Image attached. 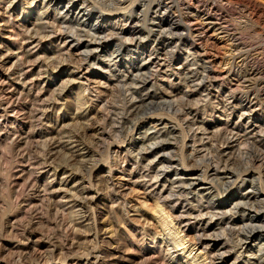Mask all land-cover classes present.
<instances>
[{
	"label": "rangeland",
	"instance_id": "374dc122",
	"mask_svg": "<svg viewBox=\"0 0 264 264\" xmlns=\"http://www.w3.org/2000/svg\"><path fill=\"white\" fill-rule=\"evenodd\" d=\"M122 1H125V0H88L89 4L94 5L98 9L97 14L99 11V13H102L103 16L106 18L112 17L117 13H122V12L124 13L125 9H126L125 13H128L130 9L134 8L133 9L134 13L132 15L134 16L135 14L134 16L135 20L131 25L135 24V29L130 30L131 32L126 31V33H121V34L118 33L119 32L118 29L116 30L108 29L109 31L102 29L100 30V33H95L94 38H97L100 40L102 39L101 40L102 49L99 50L100 51L99 53L102 56L100 58V63L92 67L85 74H80L78 76H75V78H73L75 80L73 81L67 78L68 77L67 74L71 70L75 69L74 67H77L80 64L86 62V61L85 62L83 61V56L81 55L83 53L80 51H77L76 49L72 50L70 53H67L66 51H62L59 47H57L56 44L50 45L48 43V40H50V36L52 35L54 36L55 31L61 30V32H65L67 34H73L72 31L69 30L71 28L70 27L68 28L69 26L68 24L62 25L59 22L57 23L58 24L57 25L54 22L52 23V19H50V23H49V20L45 19V15H43L44 16L43 17L41 15L40 10L36 8V6L33 3V0H23L22 3H19V5L13 11L14 17L16 19L18 18V20H20V22L23 25L25 24V26H27V30H26V27L20 26L19 25L20 23L19 24L17 23L16 27H12L10 24L3 26L2 23L0 22V26L2 25L0 27L1 28L0 29V39L5 43L4 44L6 46L5 50L7 48L9 49V50L7 49L8 54H15L17 52V48L19 46H22L21 45L23 43L22 36L24 34L25 35H30V34L36 35L37 38L39 39L41 38L40 39L41 44L38 47H35L32 44V45H29L28 48H31L32 51L37 54L36 56L38 58L40 56L41 61H43L46 64L47 67L46 66L44 67L46 69L43 68V70L40 71L41 74H43V77H45L46 75H48L49 77H52V74L54 76L50 79L51 81H48L49 83H45L44 78L38 79V82H39V86L43 88V93H44L43 95L45 96V98L49 99L52 102L54 101V103H56L58 107L55 109H51L49 111L45 109L41 111L40 113L44 112V115H45V116L43 115L44 117L42 116V118H44V120L42 121H39L37 119V122H36V120L33 121L28 117L24 118L23 111H22L23 113H20V115L18 116L19 122L18 124H16L17 126L23 123L25 124L27 129H30L31 132L34 131L32 132L34 133V136L30 137V139L28 140L29 143L26 146L31 151V156H28L27 157L28 159L26 158L23 161V162H26L24 163V165L27 164L26 167L30 169V166L28 163L38 161L37 163L38 164L40 163V165L38 166L36 165L37 168H36L35 175L42 178V170L40 171L42 166H41V161L39 162V160H41L40 157H43L44 154L48 151V148L46 146L44 138H41L40 135L42 134V132L44 133L50 130L51 131L58 130V128L50 125L47 122V120L56 121V119L57 120L61 119L63 120V123L60 125L62 127H65V131H61L58 135H55L56 136L55 140L58 143H57L56 149L53 151L54 156L52 157L50 161L51 165L53 163L52 167H55L57 169H68L70 172L73 171L74 173H77L81 176L84 174L85 176H87L90 167L92 168L95 165L96 167L94 168H100L101 170L100 172L101 176L99 177L98 182H96L97 186L95 187L93 186L91 190L93 192V195H92L93 197L90 198V201L86 204V208H77V207L73 208L71 203L68 201V198L66 199L63 198L64 196L67 197V196L73 195L78 190L81 191L80 189H82V185L81 183H76L77 181L75 177H72V176L69 177V179L71 178V180L67 184L60 186L61 190L59 189L58 194H55V193L51 194V190L44 189L47 186L48 188L51 187L49 185L51 181H52V184H55L56 186L60 183V181L63 178V172L61 171H59L58 175L55 178L54 177L52 178L51 175L48 176L47 174H45V172H43L44 173L43 179L41 180V182L39 181L36 184L37 187L35 186L33 190L30 191L31 193L25 192L24 198H28L29 200H34L35 203L39 204L38 205L39 210L41 209L40 212L33 213V217H34L33 221L35 222L34 228L36 229V232L40 230L39 231L40 233L38 232L34 233L33 237H31L29 240H25L29 244V246L32 245L31 246L32 248L33 247L35 248L36 245H39L40 247H43L42 250L44 249L46 250V255H47L46 258L48 257V261L46 263H40V264H72L71 262H69V260L72 261V259L76 258L75 257L76 253L73 250H69L68 248L66 249L63 248L62 250L63 256L61 255L60 257L66 258L65 253H67V255L71 253L70 256H67L68 263L67 261L56 259L57 257L54 258L53 255L49 256L50 252L47 250L52 249L53 244L61 246L63 245L64 242L67 243L68 238L72 236L70 234L72 232L71 228L73 227L74 224H75L74 229H77L76 231L80 234H85V233H88L89 231L94 232L95 229L93 228V226H91L90 224L88 225V221L85 222L83 221V218H82L83 215L90 214V213L92 214V217L97 218V220L99 221H103L106 218L109 222L108 226L112 228V230L110 231L112 233L110 234V232L106 233L102 231L103 228L102 226H100L99 229L101 233L100 235L101 240L97 243H91L90 246L88 245L85 247V245H81V248L79 249L80 251H78L79 253L81 252L80 254H86L87 252L88 253L91 252L92 258L94 257L96 258L97 255L95 254H97L98 252V254H100L98 258L99 261H95L96 262L95 264H98V263L99 264H137L138 263L139 264V262L141 263L142 261L145 260V257L149 255L152 256L153 254H155V253H152V251L149 252L148 250L149 247L153 245L152 237H146L144 240L138 241V239L142 237L141 233L137 232L140 234L136 237L137 239H133L132 235L130 236L131 233L135 232L141 226L142 227L144 226L145 228L149 227L150 228L149 230H151L154 227L152 226L154 225L153 223L151 222L149 223L147 220L144 219L146 218V215L148 216V213L154 209L153 207L154 199L152 197L151 198L149 197L147 199L144 198V196L148 195V193L144 186V182L142 181L141 178L133 179L134 181L135 180L137 181V185L130 184V182L126 181L127 177H125L124 179V177L122 176V173L120 172V169L122 166L125 165V163L122 160L119 163L120 166L116 164L113 165V162H112L113 158H111V156L109 155L110 152L108 150V146L109 147L111 145L112 147L118 146L120 144V141L125 136L129 135L130 128L133 125H136V123H139V122H143L144 119H146V117L148 118V117H151L152 115H153L152 117L154 118L156 117L159 118L161 115L160 118L164 117L163 118L164 120L167 119L166 121L168 122V129L170 130L167 129L166 131H164L166 133L163 132L161 134H158L157 138H155L156 135L152 134L153 133L152 130L151 132L149 130L147 131L148 134L151 135V138L153 137V139L150 140L149 144H154V146L150 152L148 153L142 152L143 153L141 154L142 156L137 155V154H135V156L134 154L131 155V158L134 159L135 162H138L136 165L139 168L137 167V169L145 174L148 173V169H150V171H152L151 172L152 176H154V174L160 167L163 171H165L169 175V183H170L169 185L170 187H172V189H175L173 190V194H176L175 197H180L183 200L185 199L186 203L191 204L192 207L194 208L197 207L198 209L199 205L208 204L206 194H208L209 191H207L206 193V191L196 190L198 186L195 189L194 185L193 186L191 185L192 181L180 180L175 183L173 182L177 180V178H175L176 177L175 172L177 169H183V167H186L189 169L197 165L195 160L196 159L198 160L199 156H196V159L190 158L189 156L190 154L188 153V151L183 149V144H185V140H186V143H188V145H190L189 143L194 144L196 149H198L199 151L200 149H204V150L206 149L205 151H208V153H210L208 156L209 157H211L212 155L215 156L216 164H218L221 167V169H219V172L217 174L210 175L211 173H209V175L204 176L203 179H207V180H203L205 181L204 183L207 184L206 186L207 187L213 186L220 192L224 190L226 191L228 190L231 193L237 190L239 191L238 187L242 184V181H245L244 191H241V192L246 193L247 196L251 198L246 205L242 204L239 206V208L234 209L233 212L231 211L232 213L229 212L227 214L222 215L223 217L220 216L222 220H219V218L211 219V223L214 225L215 230L212 231L213 232L212 237L209 238L208 240H212L213 238V239L226 241L228 239L229 245H227L228 248L226 247V249L232 250L235 248V246H237V244H239V241H240L238 239V237L240 236L239 233H242V232L245 233L244 232L245 229H243L245 225L243 226V224H246V222H247L246 225L249 226V229H251L250 227H252L253 225V229L255 227L261 228V231L264 232V228H263L264 227V203H263L264 201H260L261 199H257L258 200L257 201L256 198H253L255 190H257V192H260V193L263 192L262 194H264V184H263L264 183V166H262L263 168L261 167V169H259L258 168L259 165L256 164L257 157L260 155L262 157L264 156V110L262 108L263 104H261V103H264V94H263L264 93V86H263L264 85V77H263L264 72L261 71L262 72V73L260 72L261 74L259 75L257 74L259 76V79H258V76L254 77L253 75L252 77V74L250 73L252 72V67L257 66L256 64H258L259 66L264 64V42H263L264 41V17H261L260 21H257L258 24L256 23L255 19L250 20L249 15H247L246 17L247 20H246V18L243 17L242 14H237V12H235L236 11L235 9L237 8V6L239 7L242 5L235 4L234 2H233L234 4L233 5L232 2H230V0H206V1L205 0H183V2L182 0H179L180 2L179 4L181 5L180 9H182V6L190 7L189 10L187 9L178 10L176 14L180 13L185 23H188L187 26L189 28V31L191 32V33L189 32V35L191 34L193 38L195 37L194 38L195 42L197 44V47L200 50L201 57H198V56L196 57V59L198 58L197 62L199 63H196L195 65L194 63L195 58L193 56L192 57L190 56L189 57L190 59L188 58L189 60L188 62V60L186 61L180 60L181 56L184 57L183 54H173L178 49L177 45H180L178 47H181L182 46L181 44L185 43L186 41L187 34L184 29V26L170 27L168 25V20L166 19L164 20V22L161 21L162 25L159 23V21H156V25H160V27H154L153 31L149 32L148 27H149V24L152 23L153 21L152 19L154 16L153 11L156 9V6L160 3L159 0H137V2L135 1V3L131 2L133 0H130V2L128 3H122ZM126 4H128L127 6L130 9L127 8ZM211 7H214L213 9L217 15L221 13L224 14L225 16V19L223 20L224 22H221L224 26L228 27L229 29H232L234 32L236 31L235 32L236 38L233 41L230 39H228V41H226V39L225 40L223 39L221 41L220 39H218V37L212 36V33L203 29L202 25L200 24L201 15L209 11ZM188 11H189V14H188ZM196 12L199 13L198 16H196L197 14ZM136 13L137 15L139 14L138 17ZM29 29H31V31ZM115 31L116 32L118 31V32L116 33ZM237 31L239 33H237ZM76 34H75V38L80 42H86L87 40L90 39L89 36H86L87 33L85 34V32H80V33L76 32ZM156 37L157 38L159 37L158 41L156 40ZM236 39L238 41H236ZM26 42H28V40ZM26 42H24V45ZM232 42L234 43L239 42V44L243 42L242 52L240 53L234 52V54L236 53L235 55L233 54L234 56L232 54L227 53L226 49L229 47L228 45H230V43ZM116 44H117V47L115 48ZM253 45L254 46L258 45L259 48L255 51L250 48ZM151 46L156 48L154 50H156V54H158V56L162 58H164L165 56L169 57L168 59L169 61L167 60V62L169 63V67H164L160 71L158 70L159 72L155 71L157 70V68H154L153 69L154 71H148V70L143 69L142 71H139L140 72L139 73L136 70L137 67H135L137 63L136 59L138 60L140 59L139 56L142 55L141 49H143V54L145 51H147L146 53L148 54V51ZM174 49L176 51H174ZM119 52L121 55L119 54ZM169 52H172V53L169 54ZM95 53H98V52H95ZM65 54H67V56ZM86 54H93V53L87 52ZM108 56H111V57H108ZM231 56L234 58H232ZM238 57L240 58L238 59ZM242 57H244L243 58L244 61L242 60ZM34 58L35 57H33V59ZM108 58L110 60H108ZM111 58H113L114 60V61L112 60L113 62H115L118 58H121L119 61L120 68H119V71H117V75H118L117 77L114 76V73L112 74V73H109L110 71H108L109 69L108 63L111 64L112 62ZM202 58L208 62V65H210L211 70H207L208 72L207 71L204 72L205 63L203 62ZM14 59L15 58L11 56L9 59V62L7 63V66L0 67V74L6 71L5 70L6 67L8 69V66L12 63ZM128 62L130 64H134L135 70H132V69L125 70L126 68H124L123 65L124 63H128ZM185 62H188V63H185ZM226 63H230L233 66L232 67L233 71L231 74H225L221 72L223 65H225ZM125 65L128 66V64H125ZM30 69L32 70V67H30ZM16 70H18V67H16ZM44 71H48V74H44L43 73ZM38 72H39L38 67H36V70L32 71L34 76H37L36 73ZM7 76H9L8 71H7ZM54 78H56L57 81L56 79L54 80ZM202 78L204 79L202 80ZM251 78L253 80H250ZM121 80L126 83L122 82ZM242 80H245V81H242ZM63 81H66V82H63ZM13 83H16V82L15 80L12 79V77H10V79H7V86L11 87ZM61 86H64V87L62 88ZM9 87H7V93H8ZM61 92H62L61 94L62 97L59 98ZM97 95L102 96L101 100L98 101V99L96 98ZM81 96L89 97L90 102L87 103V106L91 104L95 106V109L100 110V112L98 113L99 116L98 114L95 115V119L86 120L85 118L81 117V115L78 114L75 104L77 102V99ZM246 96H250L251 98H253L254 96L255 98L254 100H256V102L258 101L256 105L251 107L252 114H256L257 112L263 115L261 118L262 119L261 121L260 119L257 120V118L259 117L258 115L253 116L255 121L251 120L252 124L253 125L256 124L257 126L256 130L253 133H248V132L246 133V131H244L245 126L247 125L249 121L248 118H245L243 121L239 122L240 124L236 125V122L238 120L237 115L234 113L232 116L227 115V113L228 114L231 113V109H230L231 106L233 105L239 106L236 100H238L239 98H241L240 100H245V98H247ZM39 103L40 102L38 101L37 104ZM94 103L96 104L94 105ZM103 103H105L104 106L103 107L100 106ZM243 104H246V102H244ZM259 106H261V108ZM224 107L226 108L227 112L225 111L223 113ZM35 108L40 109L38 105H36ZM256 108H260V109L256 110ZM27 109L30 110L31 106L28 105ZM10 116H12V119H13V115H10ZM94 120L98 124L100 123V125L104 123L103 125H101L106 130L104 132V135H102L103 133L101 132L92 133V136L83 135V131H82L83 127L89 126L88 124ZM250 128L248 129V131L252 130V127ZM7 130L8 129L6 128L3 131L2 130L0 131V137H1L0 139L1 140L0 141V237H1V241L7 245V253H9L11 252L12 249L13 250L16 249L15 248V246H17L16 243H18L21 238L19 236L17 237L14 236V234H9L8 231H7V234L2 232L1 225H3L6 222H7V225L14 222L13 220L15 219V214L20 209V205L16 206L17 202H16V198H14L16 194L12 193L8 189V182H9L8 180H9L10 173H15L16 175H18L20 172V169L22 168H16V166H19L20 163L16 162L14 157L9 156L11 152L7 149V145H6L7 143H5L6 141L3 140L5 139L4 133H6ZM233 134L244 137L245 138L244 141L246 139H249L248 143L244 142L242 145L237 144V142L229 143L230 142L229 139L232 137L230 135H233ZM71 135L73 137L78 135L79 138L77 137L75 139L79 140L78 141L79 145L81 147L84 146L83 148L88 147L89 150H81L78 152L71 151L72 148L70 147V144H69V141H70L69 139H71L70 138ZM194 135L195 137H193ZM201 139L203 141H201ZM226 141L228 145L226 144ZM221 144L222 146H220ZM69 147L71 148V150ZM88 153H90V155H87ZM151 153H153V155L150 156L149 154ZM8 159L10 161V164L8 162ZM11 159L14 160L13 162L15 165L13 164ZM27 160H28V163H27ZM147 161L148 162L153 161L152 162L153 165L151 166V163H148ZM11 164H13V166ZM129 164L131 168V163ZM148 164L149 166L147 167ZM180 164L183 166H181ZM226 164L228 167L226 168V171L224 169L225 172H223L222 171L223 167ZM109 165L111 166V168H114L112 169L113 170L112 174L114 175L113 179H115L117 176H120L121 178V180L116 178L115 182L121 181V183L123 184L126 183L127 186L134 187L135 189V192L133 193L131 191H129V193H127L128 191L126 192L123 191L124 194L122 193L123 194L122 198L130 202L127 210L121 209L122 205H117L116 203L111 202V199L108 198L107 192L110 191V186H109L110 181H108L107 179L108 177L107 171H108V168L110 167ZM144 167H145V170L143 169ZM204 167H206L205 164L203 165L202 168L204 169ZM140 168L143 169L144 171L140 170ZM195 168H197V166ZM139 171L138 173H140ZM138 180L140 181V183H138ZM203 181L201 180V182ZM6 182H7V188L5 185H3ZM186 183L189 184L188 187ZM185 186L187 188H185ZM18 188L20 189L19 186L18 187L16 186V188H14L15 191L18 192L19 191ZM260 189L262 190L260 191ZM141 191L143 192L141 193ZM174 191H176V193ZM60 197L63 200L59 199ZM42 198L44 199V201L41 200ZM56 200H59V201H56ZM56 202H58L57 204L59 205V213H60V214L58 213V216L60 218L59 225L58 223H56L55 217H54L55 209H57L56 207L57 204H55ZM21 204H23L22 207H24V203H21ZM42 205L44 208L41 207ZM188 207H191V206H188ZM139 208L141 209L140 211H139ZM50 209H52L54 212L53 213L50 212ZM21 211L22 212H21V215H19V219H23L24 217V213H23L24 210L22 209ZM108 217L110 220L108 219ZM46 218L47 219L49 218L50 220L49 219L47 220ZM62 218H66V220L68 221V223L66 222V225L63 227L61 225ZM247 218H250L251 221L250 219H247ZM28 220H29L28 218H24L23 220L24 222H21L20 224L24 225L25 221L27 223ZM48 221L49 222L53 221V223L52 222L49 223ZM42 223L49 224L50 227L45 224L43 225ZM36 225H38L39 228L38 226L36 228L35 227ZM40 225H43V226L40 227ZM68 226H71V227H68ZM19 229H22V226H19ZM115 229L116 231L113 232V230ZM64 230H67V233H65L66 231ZM48 231L51 234L48 233ZM47 233L49 234V236ZM44 234L46 235L47 238L45 237ZM240 238L242 239L243 236ZM132 240L135 241V242L133 241L135 248L132 247L135 250L131 251V247L125 246L124 244H126V242L127 244H130L129 241H132ZM26 242H22L20 244L25 245L24 243ZM93 244L95 245L93 246ZM141 245L146 246L147 248V249L145 248L146 250L144 252L138 249L139 247H141ZM93 250L95 251L93 252ZM253 253L254 254H252L251 259L252 261L256 262V259L258 258L257 256H259L260 252L255 251ZM7 258L9 259L10 257L7 256ZM25 263L26 264H30V263L38 264L37 261L32 262V260H28V259H26L23 262V264ZM7 264H11V263L7 262ZM238 264H247V262L246 260L245 261L239 260Z\"/></svg>",
	"mask_w": 264,
	"mask_h": 264
},
{
	"label": "bare ground",
	"instance_id": "6f19581e",
	"mask_svg": "<svg viewBox=\"0 0 264 264\" xmlns=\"http://www.w3.org/2000/svg\"><path fill=\"white\" fill-rule=\"evenodd\" d=\"M22 1L23 0H0V22L2 23L3 26L10 24L12 27H16L17 23L18 24L20 23L19 25L26 27V30H27V26H25V24L23 25L20 22V20H18V18L16 19L14 17V12H13L14 9L19 5V3H22ZM135 1L137 2V0H133L131 2L135 3ZM159 1H160V3L157 5L158 7L156 6V9L153 11V15H154L152 18L153 21H152V23L149 24L150 29L148 27L149 32L150 31L152 32L154 27H160V25H156V21H159V23L162 25L161 21L164 22V20H166V19L168 20V25L170 27H172V26L173 27L174 26H176V27L184 26V29H185L186 34H187L186 41H185V43L181 44L182 45L181 47H178L180 45H177L178 49H177V51L174 49V51H176V52H174L173 54H183L184 57L181 56L180 60H184V61L188 60V58L190 56L191 57L193 56L195 58L194 63L196 65V63H199V62H197L198 58L196 59V57L197 56L201 57L200 56L201 53H200V50L197 47V44L195 42V39H194L195 37L193 38V36H191V34L189 35L190 31H189V28L187 26L188 23H185L181 14L180 13L176 14V12L178 10H182V9L189 10L190 7L182 6V9H180L181 5L179 4L180 3L179 0H163V1L159 0ZM128 2H130V0L122 1V3H128ZM182 2H183V0H182ZM230 2H232V4H233V2L235 4H241L242 6H239V7L237 6V8L235 9L236 10L235 12H237V14H242V16L245 18L247 17V15H249L250 20L255 19L257 24H258L257 21H260L261 17H264V0H230ZM33 3L36 6V8L38 10H40L41 15L42 16L45 15V19L49 20V23H50V19H52V23L54 22L55 24H57L60 22V24H62V25L68 24L69 25L68 28L69 27L71 28L69 30H71L73 34H67L65 32H61V30L55 31L54 36L53 35L50 36V40H48V43L50 45L56 44L57 47H59L62 51H66L67 53H70L74 49L83 53L81 55L83 56V61L84 62L86 61V62L82 63V64L79 63L80 64L79 66L74 67L75 69L71 70L67 74V76H68L67 78L69 80H72V81L75 80V79H73V78H75V76H78L80 74H85L92 67H94L95 65L100 63V58L102 56L100 55L99 50L102 49V44H101L102 39L100 40V39L94 38L95 33H100V30H102V29L103 30H108V29L109 30H116V29H118L119 32L118 31L117 32L119 34H121V33H126V31L128 32L130 30L135 29V24L131 25L135 20V18H134L135 14H134V16L132 15L134 13V10H133L134 8L130 9L127 6L128 4H126L127 8L130 9V11L128 13H125V11H126V9H125L124 13L123 12L117 13L114 16L109 17L110 18L109 19V18L104 17L102 13H99V11L97 14L98 9L94 5L89 4L88 0H81V2H80V0H33ZM203 8H205V7H203ZM213 8L214 7H211L209 9V11H207V12L205 11L206 13L201 15L200 24L202 25L203 29L212 33V36L218 37V39H220L221 41L223 39L224 40L226 39V41H228V39L233 41L236 38V33H235L236 31L234 32L232 29H229L228 27L224 26L221 23V22H224L223 21L225 19L224 14H222L220 11L221 14L217 15ZM174 9H176V10H174ZM198 10H200V9H198ZM127 11H128V9H127ZM113 13H115V12H113ZM188 14H189V11H188ZM136 15H137V13H136ZM138 15H137V17H138ZM198 15H199V13L196 14V16H198ZM145 16H146V14H145ZM194 16H195V14H194ZM246 20H247V18H246ZM197 22H198V20H197ZM47 23H48V21H47ZM31 25H33V24H31ZM29 30L31 31V29H29ZM12 31H14V30H12ZM76 32H79V33L85 32V34L87 33L86 36H89L90 39L87 40L86 42H80L75 38ZM237 33H239V32L237 31ZM196 36H198V35H196ZM22 37H23L22 38L23 43L21 44L22 46H19L17 48V52L16 53L14 52L15 54H8V52H7L8 48L5 50V47H6L4 45L5 43L0 39V67L7 66V63L9 62V59L11 56L15 58L12 61V63L8 66V69L6 67V69H5L6 71L4 73L0 74V131L1 130L3 131L6 128L8 129L7 132L4 133L5 139H3V140L6 141L5 143H7L6 144L7 149L11 152L9 154V156L14 157L16 162L20 163V165L16 166V168H22V169H20V172L18 175H16L15 173H10L9 180H8L9 181L8 182V189L12 193L16 194V196L15 195H13V196H15L14 198H16V202H17L16 206L20 205V209L18 208L19 210L17 212L15 211L16 214H15V219L13 220L14 222L11 221L12 223L8 224V225L6 222L3 225H1L2 226V232L7 234V231H8L9 234H14V236H16V237L19 236L22 240L20 239V241L18 243H16L17 246H15V248H16L15 250H13L11 247V249L13 251L11 250V252L7 253V245L1 241V237H0V264H7V262L11 263V264H23V262L26 259L32 260V262L37 261L38 264L46 263L48 261V257L46 258V256H47L46 250L45 249L42 250L43 247L36 245L35 248L34 247L32 248L31 247L32 245L29 246V244L25 241V240H29L31 237H33L34 233H37V232L40 233L39 232L40 230H38L36 232V229L34 228L35 222L33 221V219H34L33 213H35V212L38 213V212H40L41 209L39 210V206H38L39 204L35 203L34 200H29L28 198H24V194H25V192L28 193V192L32 191L35 186L37 187L36 184L39 181L41 182V180L43 179V174H44L43 172H45V174H47L48 176L51 175L52 178L53 177L55 178L58 175L59 171L63 172V178L57 186L55 184H52V181H51L50 184L48 183L51 187L48 188V186H47L44 188L45 190H51V194H54V193L58 194L60 186L67 184L71 180V178L69 179V177H71V176L75 177V179L77 181L76 183H81L82 189L79 188L81 191L78 190L73 195L69 194L70 196H67V197L64 196L63 197L65 199L68 198V201L71 203L73 208H75V207L86 208V204L90 201V198L93 197L92 196L93 192L91 191L92 187L97 186L96 182H98V179L101 176L100 168H94V167H96V165L93 166L92 168L90 167L87 176H85V174L81 176L77 173H74L73 171L70 172L68 169H57L55 167H52L53 163L51 165L50 161H51L52 157L54 156L53 151L56 149L57 143H58L55 140V138H56L55 135H58L61 131H65V127H62L60 125L63 123V120H61V119H58V120L56 119V121L47 120V122L50 125L58 128V130H54V131L50 130V131L44 132V133L42 132V134L40 135L41 138H44V141H45L46 146L48 148V151L46 150L47 152L44 154L43 157H40L41 160H39V162L41 161V166H42L40 169V171L42 170V178L35 175L36 174V168L38 165H40V163L39 164L37 163L38 161L28 163V160H27V163L29 164L30 169H28V167H26L27 164L24 165V163H26V162H23V161L28 156H31V151L26 146L29 143L28 140L30 139V137L34 136V133H32L34 131L31 132L30 129H27V127L23 123H21L20 125L17 126L16 124H18V122H19L18 116L20 115V113L24 112V114H23L24 118L28 117L33 121L36 120V122H37V119L39 121H42V120H44V118H42V116L44 115V112L43 113H40V112L43 111L44 109L48 110V111L51 109H55L58 107V105L56 103H54V101L52 102L49 99L45 98V96L43 95L44 94L43 88H41L39 86V82H38V79L44 78L45 83H49L48 81H51L50 79L52 77H54L53 74H52V77H49L48 75L43 77V74H41L40 71L43 70V68L46 66V64L43 61H41L40 56L38 58L36 56L37 54L35 52H33L31 48H28V46L32 45V44L35 47H38L41 44V40H40L41 38L39 39L36 37V35H31V34L30 35L24 34ZM158 39H159V37L158 38L156 37L157 41H158ZM27 40H28V42H26ZM236 41H238V40L236 39ZM24 42H26L25 45H24ZM242 43H240V44H239V42L238 43L237 42L236 43H234V42L230 43V45H228L229 47L227 46L228 48L226 49V52L229 54H232V55L234 54V52H239V53L242 52V47H243ZM116 47H117V44L115 45V48ZM250 48L256 51L259 47H258V45H255V46L253 45ZM154 49H156V48L151 46L149 51H148V54L146 53L147 51H145L143 54V49H141L142 55L139 56L140 57L139 60L136 59L137 63L135 66V67H137L136 70L138 72L142 71L143 69L148 70V71H154L153 70L154 68H157V70H155V71H158V70L160 71L164 67H169V63L167 62L169 57L165 56L164 58H162V57L158 56V54H156V50H154ZM253 50H251V51H253ZM87 52H92L93 54H86ZM95 52H98V53H95ZM171 53L172 52H169V54H171ZM109 54H111V53H109ZM119 54H120V52H119ZM65 55L67 56V54H65ZM166 55H167V53H166ZM238 56H240V55H238ZM241 56H243V55H241ZM33 57H35L34 58L35 60L33 59ZM108 57H111V56H108ZM232 58H234V57H232ZM239 58L240 57H238V59ZM243 58L244 57H242V60H243ZM120 59L121 58H118L115 62H113L114 60H113V58H111V61L112 60L113 61L111 62V64L108 63L109 69L108 68L107 69H108V71H110L109 73H112V74L114 73V76H116V77L118 76L117 71H119V68H120V66H119ZM108 60H110V59L108 58ZM202 60L205 63L204 72L207 70H211L210 65H208V62L205 61L203 58H202ZM245 60H246V58H245ZM44 61H45V59H44ZM188 62H189V60H188ZM188 62H185V63H188ZM191 63H193V62H191ZM125 64H128V66ZM256 65L257 66L252 67V72H250L252 74V77H253V75L255 77V76H258L259 74H261L262 72H264V64L261 66H259L258 64H256ZM123 66H124V68H126L125 70H127V69L135 70L134 64H130L129 62L124 63ZM16 67H18V70H16ZM30 67H32V70L30 69ZM36 67H38L39 72L36 73L37 76H34L32 71L36 70ZM232 67H233L232 64L226 63L225 65H223L221 72H223L225 74H231L233 71ZM245 67H246V65H245ZM44 69H46V68H44ZM7 71H8L9 76H7ZM247 71H248V69H247ZM123 72H124V70H123ZM43 73L48 74V71H44ZM128 73H130V72H128ZM10 77H12V79L15 80V82H16V83H13L11 85V87L7 86V79H10ZM260 78H262V77H260ZM55 79L56 78H54V80ZM203 79L204 78H202V80ZM258 79H259V76H258ZM250 80H253V79L251 78ZM56 81H57V79H56ZM242 81H245V80H242ZM63 82H66V81H63ZM122 82H124V81H122ZM124 83H126V82H124ZM8 85H10V84H8ZM131 85H133V84H131ZM247 85H249V84H247ZM64 86H65V84H64ZM64 86H61V87L63 88ZM7 87H9L8 93H7ZM233 90H235V89H233ZM61 94H62V92L60 93L59 98L62 97ZM254 94H256V93H254ZM84 96L83 97L81 96L77 99V102L75 104L77 112L79 115H81V117L85 118L86 120L95 119V115H97L100 112V110L95 109V106H93L91 104H89L87 106V103L90 102L89 97L88 96L84 97ZM217 97H218V95H217ZM246 97L247 98H245V100H240L241 98L236 100V102L238 103L239 106H237V105L231 106L230 107L231 113H229V114L227 113V115L232 116L233 113L237 115L238 120L236 122V125L240 124L239 122L243 121L245 118H248L249 121H248L247 125L245 126L244 131H246V133L247 132L253 133L257 128L256 124L255 125L252 124V121L254 120L253 116L258 115L259 117L257 118V120L260 119V121H261L262 120L261 118L263 115H261L257 112H256V114H252L251 107L256 105L258 103V101L256 102V100H254L255 99L254 96H253V98H251L250 96H246ZM256 97H257V95H256ZM96 98L99 101V100H101L102 96L97 95ZM38 101L41 104L40 103L37 104ZM244 102H246V104H243ZM95 104L96 103H94V105ZM104 104L105 103H103L100 106L103 107ZM261 104H263L262 108L264 110V103H261ZM28 105L31 106L30 110L27 109ZM36 105H38L40 109H36L35 108ZM168 107H170V106H168ZM259 107L261 108V106H259ZM46 108H48V109H46ZM260 108H256V110L260 109ZM230 109H228V110H230ZM168 110H170V109H168ZM244 110H245V112H244ZM28 111H29V113H28ZM225 111H226V108L224 107L223 113ZM240 111H242V112H240ZM27 114H29V115H27ZM10 115H13V119H12V116H10ZM98 116H99V114H98ZM152 116L148 117V118L146 117V119H144L143 122H139V123H136V125H133L130 128L129 135L125 136L121 141L119 140L120 144L118 146H115V147H112V145L110 147L108 146V150L110 152L109 155L111 156V158H113L112 159L113 165L116 164V165L120 166L119 163L122 160L125 163V165L122 166L120 169V172L122 173V176L124 177V179H125V177H127L126 181L130 182V184L137 185V181L136 180L134 181L133 179H135V178L140 179L141 178L142 181L144 182V186H145L147 193L149 195V196L148 195L144 196V198L147 199L149 197L150 198L152 197L154 199V204H155V205L153 204L154 209L152 208L153 210H151L148 213V216L146 215V218H144L149 223L150 222L153 223L154 225H152V226H154V227L151 230H149L150 228L148 226H146L148 228H145L144 226L142 227L140 225L141 227H139L135 232L130 234V236L132 235L133 239H137L136 237L138 235H140L139 233H141L142 237L140 239H138V241H142L146 237H152L153 238V243H152L153 245H151L148 250H149V252L152 251V253H155V254H153L152 256L149 255V256L145 257V260L142 261L141 263L139 262V264H238L239 260H241V261L246 260L247 264H264V232L261 231V228L255 227L253 229V225H252V227H250L251 229H249V226L246 225L247 222H246V224H243V226L245 225L243 228V229H245V231H244L245 233H243V232L239 233L240 234V236L238 237V239L240 240L239 244H237V246H235V248L232 250L226 249L227 245H229L228 239L227 240L225 239L226 241L213 239V238H212V240H208L209 238L212 237V233H213L212 231L215 230L214 225L211 223V219L219 218V220H222V218L220 216L227 214L231 211L233 212L234 209L239 208V206L242 204L246 205L251 198L249 196H247L246 193L241 192V191H244L245 181H242V184L238 187L239 191L237 190V191H234L231 193L228 190L227 191L224 190V191L220 192L213 186H209V187L206 186L207 184L204 183L205 181H203V180H207V179H203L204 176L209 175V173H211L210 175H215L219 172V169H221V167L218 164H216V162H215L216 161L215 156L210 155L211 157H209L208 155L210 153H208V151H205L206 149L205 150L200 149V151H199L198 149H196L194 144L189 143L190 145H188V143H186V140H185V144H183V149L188 151V153L190 154L189 155L190 158L196 159V156H199L198 160L197 159L195 160V162L197 164V165H195V167L197 166V168L192 167V168L188 169L186 167H183V169H177L175 172V176H176L175 178H177V180L173 182V183H175V182L180 181V180L192 181L191 185L192 186L194 185L195 189L198 186V188L196 190L206 191V193H207V191H209L208 194H206L208 204L205 205V204L201 203L202 205H199L198 209H197V207L194 208V207H192L191 204L186 203L185 199L183 200L180 197H175L176 194H173V190H175V189H172V187H170V185H169L170 184L169 183V175L165 171H163L159 166H158L159 168L157 167L158 170L156 171L154 176H152V174H151L152 171H150V169H148V173H146V174L142 173L141 171H139L137 169L138 166L136 164L138 162H135L134 159L131 158V155L134 154V156H135V154L141 155L144 152L148 153L152 150V148L154 146V144H149L150 140L153 139V137L151 138V135L148 134L147 131L149 130L151 132V130H152L153 131L152 134L156 135L155 138H157L158 134H161L168 129V122L166 121L167 119L164 120L163 119L164 117L160 118L161 115L159 118L158 117L154 118ZM103 124L104 123H102L101 125H103ZM88 125L89 126L83 127V130H82L83 135H87V136L91 135L92 136V133H100V132L103 133L102 135H104V132L106 131L105 128L103 126H101L100 123L98 124L95 120L91 121ZM92 125H94V126H92ZM12 126H14V127H12ZM31 126H32V124H31ZM250 127H252V130L248 131V129ZM168 130H170V129H168ZM189 131H190V129H189ZM164 133H166V132H164ZM205 133H207V132H205ZM262 134H263V132H262ZM38 135H39V133H38ZM230 136H232V137L229 139L230 140L229 143L237 142V144L242 145L244 142L248 143V140H249V139H246L244 141V139H245L244 137H241L240 135H236V134H233ZM77 137L79 138L78 135H76L74 137L71 135V137H70L71 139H69L70 141L67 140V141H69L70 147L72 148V150H71V148L69 147L70 150L73 152H78L81 150H89L88 147L83 148L84 146L81 147L79 145V143H78L79 140L75 139ZM193 137H195V135ZM0 139H1V137H0ZM155 140H157V139H155ZM194 140H195V138H194ZM201 141H203V140L201 139ZM227 141H228V139H227ZM227 141H226V144H227ZM222 144L220 146H222ZM237 144H235V145H237ZM150 145H151V147H150ZM204 146H206V145H204ZM80 154H82V153H80ZM155 154H157V153H155ZM87 155H90V153H88ZM149 155L151 156V155H153V153H151ZM226 156H227V154H226ZM9 159H8V162L10 164ZM137 159H138V157H137ZM194 159H192V160H194ZM11 161L13 162L14 160L11 159ZM227 161H226V163H227ZM152 162H148V163H151V166H152L153 165ZM129 163H131V168H130ZM13 164H14V162H13ZM13 164H11V165L13 166ZM204 164L206 165V167H204V169H203L202 167ZM256 164H258L259 165L258 168L261 169V167L264 166V156L263 157L261 155L258 156L256 159ZM148 166H149V164L147 165V167ZM181 166H183V165H181ZM227 167H228L227 164L224 165L222 171L225 172ZM112 169H114V168H111V166H110L108 168V171H107V175H108L107 179H108V181H110L109 182L110 183L109 184L110 191L107 192L108 198L111 199V202L116 203L117 205H122L121 206L122 208L119 206L121 209L127 210L130 202H128V200L122 198V195L124 194L123 191H125V192L128 191L127 193H129V191H131L133 193V192H135V189H134V187L127 186L126 183L125 184L121 183V181L115 182L116 178H118L120 180H121V178H120V176H117L115 179H113L114 175L112 174L113 173ZM143 169L145 170V167ZM143 169L140 168V170L144 171ZM224 169H225V171H224ZM138 171L140 173H138ZM262 175H260V176H262ZM143 178H145V179H143ZM201 180L203 182H201ZM170 182H172V181H170ZM138 183H140L139 180H138ZM3 185H5L7 188V182ZM16 186L20 187V189L18 188L19 189L18 192L15 191V189H14V188H16ZM188 186H189V184H187V187ZM187 187L185 186V188H187ZM261 190L262 189H260V191ZM176 191H174V192L176 193ZM142 192L143 191H141V193ZM262 193L257 192V190H255L253 198H256V200L261 199L260 201H264V194H262ZM57 197H58V195H57ZM59 199H61V197ZM41 200L44 201L43 198ZM61 200H63V199H61ZM169 200H171V201H169ZM56 201H59V200H56ZM169 202H170V204H169ZM21 203H24V207H22L23 204H21ZM43 203H45V202H43ZM57 203L58 202H56L55 204H57ZM143 203H144V201H143ZM114 206H115V204H114ZM188 206H191V207H188ZM41 207H43V205ZM56 207H57V209H55V212L52 209H50V212H52V213L54 212L55 221L59 225L60 224V222H59L60 218L58 216L59 205L57 204ZM246 208H247V206H246ZM22 209L24 210L23 211L24 217H23V219H19V215H21ZM140 210L141 209L139 208V211ZM137 213H139V212H137ZM243 213H244V211H243ZM55 214L57 217L55 216ZM24 218H28L29 220L27 221V223L25 221L24 225H21L20 223L24 222L23 221ZM82 218H83V221H85V222L88 221V225L90 224L91 226H93V228L95 229L94 232L89 231L88 233L80 234L76 231L77 229H74V225H75L74 224L73 227L71 228V231H72L71 234L69 233L72 236L70 238H68L67 243L64 242L63 245H61V246L53 244V248L50 250H47L50 252L49 256L53 255L54 258L57 257L56 259H58V260L61 259V260L67 261V263H68L67 256H70L71 253L68 255H67V253H65L66 258L60 257L63 254L62 253L63 248H65V249L68 248L69 250H73L76 253V255H75L76 258L72 259V261L69 260V262H71L72 264H95L96 263L95 261H99L98 258H99L100 254H98V252H97V254H95L96 252L94 253L95 255H97L96 258L94 256H93L94 258H92L91 252H89V253L87 252L86 254H80L81 252L79 253L78 251H80L79 249L81 248V245H85V247H86L88 245L90 246L91 243H97L101 240V237H100L101 233H100V229H99L100 226H102V228H103L102 231H104L106 233H109L112 230V228L110 226H108L109 222L106 218L103 221H99V220H97V218L92 217L91 213L83 215ZM108 219H109V217H108ZM247 219H250V218H247ZM247 219H245V220H247ZM250 221H251V219H250ZM50 222L53 223V221H50ZM66 222L68 223L66 218H62V220H61L62 227L66 225ZM44 224L49 226V224H46V223H44ZM25 225H27V226H25ZM43 225H40V227H42ZM220 225H221V223H220ZM19 226H22V229H19ZM37 226L38 225H36L35 227L37 228ZM68 227H71V226H68ZM261 227H263V226H261ZM38 228H39V226H38ZM48 229H50V228H48ZM48 229H46V230H48ZM68 229H70V228H68ZM64 231H66L65 233H67V230H64ZM114 231H116V229L113 230V232ZM137 232H139V233H137ZM48 233H50V232L48 231ZM111 233L112 232H110V234ZM3 236H5V235H3ZM48 236H49V234H48ZM242 236H243V238L241 239L240 237H242ZM45 237H46V235H45ZM42 238H43V236H42ZM125 240H123V241H125ZM133 241L134 240L129 241L130 244H127V242H126L127 245L124 244L125 246H130L131 251L135 250ZM22 242H26V243H24L25 245L20 244ZM137 243H139V242H137ZM94 245L95 244H93V246ZM132 247H134V248H132ZM145 248H146V246L141 245V247H139L138 249H140V251L144 252L147 249V248L146 249ZM46 249H47V247H46ZM127 250H128V248H127ZM94 251L95 250H93V252ZM129 251H130V249H129ZM255 251L260 252L259 256H257L258 258L256 259V262L252 261V259H251V256H252V254H254L253 252H255ZM7 256L10 258L8 259ZM72 257H74V256H72ZM104 258H106V257H104ZM105 260H107V259H105ZM32 264H35V263H32Z\"/></svg>",
	"mask_w": 264,
	"mask_h": 264
}]
</instances>
